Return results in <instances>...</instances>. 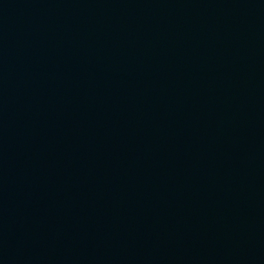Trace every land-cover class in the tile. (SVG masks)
I'll return each instance as SVG.
<instances>
[{
  "label": "water",
  "instance_id": "1",
  "mask_svg": "<svg viewBox=\"0 0 264 264\" xmlns=\"http://www.w3.org/2000/svg\"><path fill=\"white\" fill-rule=\"evenodd\" d=\"M264 59V0H186Z\"/></svg>",
  "mask_w": 264,
  "mask_h": 264
}]
</instances>
